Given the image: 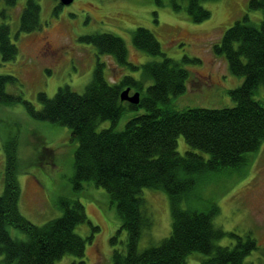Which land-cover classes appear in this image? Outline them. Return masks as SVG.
<instances>
[{
	"label": "trees",
	"instance_id": "1",
	"mask_svg": "<svg viewBox=\"0 0 264 264\" xmlns=\"http://www.w3.org/2000/svg\"><path fill=\"white\" fill-rule=\"evenodd\" d=\"M202 1L186 0V12L194 21L210 14ZM170 2L174 9L180 7L177 0ZM0 3L4 6L0 14L6 16V10L15 6L17 0H0ZM247 6L261 11L259 20L242 15L225 29L213 47L225 57L233 74L243 76L242 82L229 90L234 101L231 106H172L170 98L185 90L188 72L180 62L166 56L154 34L142 26L132 30V43L160 59L141 65L143 75L151 83L145 90L142 87L136 103L121 101L119 92L124 83L139 89L137 80L124 75L118 82H109L99 60L83 92L74 91L68 85L58 86L51 97L40 91L38 108L21 95L6 92V82L15 77L0 74V103L21 101L30 117L65 125L77 140L69 176L71 194L55 198L53 205L61 213L42 223L31 222L19 210L14 146L4 144L6 169L0 192L2 264H57L65 254L75 257L67 264H86L85 238L76 233L75 226L87 217L82 202L74 194L82 191L87 182L103 188L115 203L120 228L126 233L122 247L112 249L111 261L107 264H187V255L192 251L204 254L199 264H254V251L264 255V247L259 246L250 232L241 235L214 225L218 205L213 199H207L202 205L197 193L204 176L241 166L245 153L257 150L264 140V103L255 97L257 87L264 85V0H248ZM39 11L38 0H25L19 13L18 30L37 29ZM82 38L91 42L98 53L111 54L118 63L137 67L127 61V49L121 37L101 32ZM16 53L8 23L0 22L1 60L14 58ZM133 110L142 111L127 118L121 129H115L120 116ZM105 120H109V125L98 129ZM180 135L188 145L184 153L177 150ZM48 150L43 146L40 154ZM143 188L161 189L166 193L171 228L158 242L140 249L139 239L152 225ZM9 226L25 236H12ZM91 228L97 226L91 225ZM225 235H229L232 243L218 244L216 240ZM117 240V235L110 237L111 243Z\"/></svg>",
	"mask_w": 264,
	"mask_h": 264
},
{
	"label": "rangeland",
	"instance_id": "2",
	"mask_svg": "<svg viewBox=\"0 0 264 264\" xmlns=\"http://www.w3.org/2000/svg\"><path fill=\"white\" fill-rule=\"evenodd\" d=\"M247 1L204 0L201 4L210 14L194 21L186 12V0H177L180 4L177 9L170 0H163L162 4L154 0H73L57 9L58 0H38L40 26L24 32L18 30V25L25 0H17L15 6L6 10V16L0 14V22L8 23L10 39L17 46L14 58L6 61L0 58V74L15 77V80L6 82L5 90L21 95L38 108L41 106L37 99L40 91L51 97L58 86L68 85L74 91L83 92L99 60L106 80L118 82L124 75H129L140 86L139 89L130 86L129 94L138 91L141 95L142 87L145 90L151 83V79L143 75L141 65L160 59V56L146 53L132 43V30L142 26L154 34L161 51L180 62L188 72L185 90L170 98L172 106H231L234 101L229 90L239 85L243 76L233 74L225 57L216 53L213 47L225 29L242 15L259 20L261 11L248 9ZM3 8L0 3V10ZM101 32L121 37L127 49V61L137 67L118 63L111 54L98 53L91 42L82 38ZM126 86L125 83L121 85L120 91ZM255 97L264 103L263 84L257 87ZM138 112L125 111L115 129H121L126 119ZM109 123L105 120L97 128ZM4 144L14 146L20 212L33 223H42L59 215L61 211L53 201L59 195L71 194L69 176L77 145L69 128L33 119L21 101L0 103V192L6 169ZM43 146L49 150L41 155ZM186 149L188 145L183 136H178L177 150L184 153ZM89 183H84V189L74 194L82 202L87 217L75 226V231L85 238L86 264H107L111 261L112 249L122 247L126 233L120 228L115 203L103 188ZM197 193L202 205L207 199H213L218 205L214 225L241 235L250 232L259 246L264 247V140L257 150L245 153V162L241 166L204 176ZM142 194L152 225L141 235L140 249L158 242L169 234L171 228L166 193L161 189L143 188ZM91 225L97 228L92 229ZM9 231L17 238L25 236L13 226H9ZM112 235H117V243H111ZM216 242L224 245L231 244L232 240L225 235ZM253 254L254 264H264L262 252L256 250ZM203 256L201 252L192 251L187 255V264H199ZM1 258L0 254V264ZM73 258V255L65 254L57 264H67Z\"/></svg>",
	"mask_w": 264,
	"mask_h": 264
},
{
	"label": "water",
	"instance_id": "3",
	"mask_svg": "<svg viewBox=\"0 0 264 264\" xmlns=\"http://www.w3.org/2000/svg\"><path fill=\"white\" fill-rule=\"evenodd\" d=\"M61 5H67L70 4L73 0H58ZM129 86L125 87L119 92L120 100H127L131 103H136L139 99V92L134 91L132 94H129Z\"/></svg>",
	"mask_w": 264,
	"mask_h": 264
}]
</instances>
